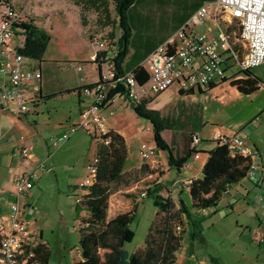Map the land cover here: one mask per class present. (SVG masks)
Segmentation results:
<instances>
[{"label":"crops","instance_id":"obj_1","mask_svg":"<svg viewBox=\"0 0 264 264\" xmlns=\"http://www.w3.org/2000/svg\"><path fill=\"white\" fill-rule=\"evenodd\" d=\"M214 1L216 0H136L128 12L132 35L128 55L123 65L125 73L134 72L136 68L142 67L147 57L158 46L169 40L199 8ZM75 8L77 22L83 32L86 26L82 24L80 9L76 6ZM135 9L139 10L134 12ZM65 11L68 13V10ZM58 15L61 17L59 18ZM58 15L52 16V27L50 30L47 29L48 31L45 30L50 36V42L44 58L42 61H38L43 74L40 100L19 122L15 121L11 110L0 112V216L6 215L10 204L17 201L22 208L23 219L33 236L32 242L47 245L50 244L45 235L47 230L54 234L53 229L56 228V225L66 224L68 223L66 221L74 217L73 222L78 223L75 200L86 192V189L80 187V183L86 176L83 178L77 173H71L67 177L68 188L64 193L54 194L52 192V187L55 185L58 186V190L60 188L58 179L60 175L57 172L62 171L63 164L57 159L59 152H56L61 146L56 149L51 148L48 138L60 135L67 129V125L61 120L63 117L58 118L57 121L49 117L47 123L39 122L45 113V107L55 105L54 103H59L63 109L69 106L63 112V115L68 114L66 117L69 119L73 116L72 109L80 119V111L84 107L85 97L81 94L77 82L79 75L73 68L65 69L61 66V61L53 60L52 62L55 63L58 70L69 71L71 76L66 79L62 74H59L56 78L51 79L49 74L44 73V65L47 64L46 56L50 51L53 53L51 45L54 46V23L57 20L61 21L59 24L61 23L60 27H62V23L65 22L63 16L65 13L61 12ZM167 19L174 21L170 32L156 41H151L147 31L148 27L145 25L164 23ZM206 24L209 27L210 21H207ZM202 29L204 28H200V30L197 28V31L207 32V29H204L205 31ZM138 31H140L139 41L135 43ZM84 43L90 49L89 58L75 59V61L85 63L84 72L87 77L85 83L93 84L98 80L99 69L97 64L90 60L96 54L97 49L91 39H86ZM117 52L118 46L115 45V50L104 53L113 56ZM52 58L56 59V57ZM260 68L264 69V66L244 73L238 67H233L228 80L222 84L191 92L180 91L177 87H173L144 102L147 109L160 115L164 126L162 136L169 145L173 157L178 160L190 155L187 163L180 168L169 165L166 151L157 149L154 158L149 160L140 158L137 144L142 138L138 133L129 135L126 125L128 117L137 124L140 123L139 119L142 118L138 117L133 110L136 105L126 107L115 104L113 106L115 115L107 119L109 129L124 137L127 144L128 160L133 159L125 172L139 171L143 165H146L149 171L142 181L148 183L150 179H156V182L143 187L147 191L155 186L160 187L159 194L162 197L172 199L177 204V208L181 204L185 205L193 215L191 220H186L183 227V242L177 252L175 264H264V240L260 241L255 236V230L258 228L264 236V120H261L264 119V116L255 120L258 117L257 113L252 118L251 115L246 117L249 119H243L245 107L235 106L230 109V120L226 121L224 125H219L213 119L214 112H221L222 102H227V109L232 106L231 99H229L231 96L239 100L242 95L249 97L258 95L255 100L257 102L264 99V81L262 77L253 72ZM139 78L144 80L142 75ZM239 86L250 88V93L241 92ZM53 95L55 97L47 98ZM210 109L211 114L208 115ZM55 112L56 115L60 113L57 109ZM261 112L263 113L264 109ZM245 116H248V113ZM145 128L152 131L151 123L148 122L146 127L141 125L139 130L144 129L145 131ZM195 134L200 137V141L197 143L192 142ZM217 134L239 135L245 146L254 151L253 160L259 167L253 177H246L239 183L230 186L215 208L199 212L191 209L192 203L187 183L189 180L202 178L203 167L208 160L209 152L216 147L213 138ZM22 135L26 136L25 141H21ZM69 141L70 139L67 142L69 143ZM23 144L29 147L33 162L44 163L46 171L40 174L35 186L27 195L17 198L12 179L29 170L28 166L20 163L15 152ZM151 144L156 146L154 140ZM67 149H71V146H68ZM137 185L135 187L131 185L129 190L136 191L139 188ZM46 189L50 192L48 193L50 196L42 201ZM120 192L121 190L115 194ZM133 197V202L141 201L140 198ZM124 202L119 200L117 208L112 214L111 207L109 208V219L123 213L120 210L122 205H124V209L129 207V204L125 205ZM81 216L85 217L87 213L82 212ZM207 219L209 222L205 227L204 222ZM207 230L210 232L209 234H207ZM62 244L65 247L64 243ZM79 258L81 257L79 256ZM74 262L72 261L71 264Z\"/></svg>","mask_w":264,"mask_h":264},{"label":"built area","instance_id":"obj_2","mask_svg":"<svg viewBox=\"0 0 264 264\" xmlns=\"http://www.w3.org/2000/svg\"><path fill=\"white\" fill-rule=\"evenodd\" d=\"M52 17H47L42 24H36L25 14V9H17L10 0H0V112L11 110L16 122L31 111L40 100L42 88V69L38 61L19 53L26 42L24 25L34 24L41 30L52 25ZM210 21V26L206 23ZM238 22L239 34L234 39L227 31V25ZM197 28L207 29L200 33ZM91 42L96 46V54L91 62L99 69L97 82L86 84L84 62L68 61L66 66L78 73L79 90L85 97L84 107L80 111V121L73 124L57 136H50L51 148H58L66 143L80 130L94 136L101 142L110 143L108 116L113 117L115 104L126 107L137 106L161 93L177 87L180 91L191 92L224 83L229 78L233 67L244 73L259 66H264V0H216L198 9L189 21L179 28L174 35L161 44L143 62L148 79L139 83L134 72L117 77L113 56L98 54L106 52V43L99 37L92 36ZM112 99L108 100L110 91L118 89ZM264 116L261 113L255 120ZM147 136L154 140L153 130H145ZM25 135L20 137L25 141ZM200 141L199 135H193L192 142ZM213 141L216 146L228 149L232 156H242L251 160L247 177H253L258 164L253 160L254 151L245 146L243 139L236 134H217ZM20 163L29 170L12 179L17 198L27 195L35 186L40 174L46 171L42 162H33L30 149L23 144L16 151ZM141 159L154 158L155 145L148 139H141L137 144ZM97 159L88 164V177L80 187L86 189L92 185L96 175ZM193 180H189L190 187ZM147 197V192L141 194ZM80 202V197L75 200ZM264 209V203H263ZM180 232L181 227L177 228ZM255 236L264 240L261 230H255ZM32 234L23 219L22 208L17 201L9 206L6 215L0 216V264H26L27 246L32 241Z\"/></svg>","mask_w":264,"mask_h":264},{"label":"trees","instance_id":"obj_3","mask_svg":"<svg viewBox=\"0 0 264 264\" xmlns=\"http://www.w3.org/2000/svg\"><path fill=\"white\" fill-rule=\"evenodd\" d=\"M110 1L114 3L118 24L123 30L118 39V52L113 58L117 77H121L126 74L123 65L128 55L132 35L128 12L136 0H76V4L81 6L83 13L95 10L99 14V23L106 26L116 24L109 10ZM81 21L83 26L87 25L83 14ZM24 29L26 42L19 53L32 60L42 61L50 36L33 23L24 25ZM227 31L234 41L239 34L238 22L227 25ZM104 55V52L98 54L99 57ZM134 73L139 83L147 81L148 76L143 67L136 68ZM138 75H142L144 80H141ZM118 90L123 92L124 87L119 84L118 89L110 91L108 100L112 99ZM239 90L244 93L251 91L245 86H239ZM53 97L55 96L47 98ZM144 102L135 106L133 110L138 117L151 123L156 148L168 153L169 165L182 167L187 163L190 155L178 160L173 157L169 145L162 136L164 126L160 115L147 109ZM109 136L111 138L109 144L101 141L97 143L94 182L86 188V192L76 205L81 258L73 264H175L177 252L183 242V227L186 220H191L193 215L185 205L181 204L177 208V204L172 199L162 197L159 194L161 188L157 186L147 191V197L155 195L154 206L157 211L144 246L134 254H128L123 249L124 243L130 242L133 238L129 225L133 220L135 209L109 219L110 198L121 186L138 184L149 170L146 165H143L139 171L125 172L128 158L126 141L122 135L112 130ZM250 164L249 158L232 156L226 147L216 146L209 152L208 160L203 167L202 178L193 180L189 187L191 209L201 212L215 208L230 186L247 177ZM126 175L130 176L129 179H126ZM132 176L138 177L132 179ZM82 212H86L87 216H81ZM178 227L182 228L180 232ZM26 257H28L26 264H49L51 251L47 244H35L31 241L27 246Z\"/></svg>","mask_w":264,"mask_h":264},{"label":"rangeland","instance_id":"obj_4","mask_svg":"<svg viewBox=\"0 0 264 264\" xmlns=\"http://www.w3.org/2000/svg\"><path fill=\"white\" fill-rule=\"evenodd\" d=\"M11 3L19 10L25 9V14L31 18L36 24H42L44 23L45 18L47 17H54L58 15V13L64 12L65 15V22L62 23V27H60L59 22L61 21H55L54 27L55 31L53 33V43L54 46L51 45L50 53L46 56V63L44 66V73L49 74L51 79L56 78L59 76V74H62L64 77L71 76V73L69 71L64 70L61 72L58 70V67H56L55 63L52 62L53 60L61 61V66L63 68L68 69V66H66V63L68 61H72L75 59H88L90 55V49H88L84 42H86V39H91L92 36L99 37L104 43H106V51L112 52L115 50V45L118 46V39L120 35L123 33L122 28L118 24V18L116 17V11L115 6L112 1L109 3V10L111 12V16L113 20H116V24H109L106 26H103L99 23V14L95 10H89L82 12L81 6L76 4V0H10ZM80 9V17L82 14L85 17V20L87 22L86 28L82 29L80 28L79 23L77 22V13L76 8ZM65 10H68V13H66ZM139 9H135L134 12L138 11ZM62 16V17H63ZM52 17V19H53ZM60 18L61 15H58ZM174 25V21L172 19L165 20L164 23H153V24H146L145 26L148 27V32L151 38V41H156L160 37L167 35L171 28ZM48 28V30H50ZM88 29V30H87ZM47 30V31H48ZM87 30V31H86ZM200 30V28H199ZM205 31L204 29H202ZM140 31H138L137 36L135 37V43L139 41ZM52 57H56V59H53ZM77 61V60H76ZM38 65L39 62H38ZM256 75L262 77L264 81V69H255L253 71ZM231 74V73H229ZM43 83V81H42ZM258 98V95H254L252 97L244 96L242 95V98L239 100L229 97L231 99V107H226L227 102H222V106H220L221 112L216 111L213 113V119L216 123L219 125H224L226 121L230 120L231 112L230 109L236 107H245V111L243 113V119L246 117L251 118L255 115L258 116L261 115L262 109H264V99L260 102L255 101ZM220 102V100H218ZM210 103V101H209ZM55 105H50L48 107H45V113L43 117L40 119V123L42 122H48L49 117L52 119H55V121L58 120V118H61L62 121H64V124L67 125V127L76 124L80 121V119L77 118V115L71 110L73 113V116L71 119L67 118V115H63V112L68 109L69 106H66V108H62V105L59 103H54ZM58 110L60 113L56 115L55 110ZM248 113V116H245ZM211 114V109L208 111V115ZM63 115V116H62ZM105 117L108 119L111 116H108L106 112H104ZM249 119V118H246ZM140 123L137 124L134 120H132L130 117L126 118V125H127V133L129 135H134L135 133L139 134V137L142 139H148L150 143L152 142V137L149 135L147 136L144 129L142 131L139 130V127L141 125L147 126V121L144 119H139ZM264 120V119H261ZM261 123V122H260ZM108 124V123H107ZM110 128V127H109ZM146 129V128H145ZM111 131V130H110ZM140 138V139H141ZM100 142L99 139H97L94 134L89 135L87 132L80 130L77 133H75L71 138L69 143L63 144L60 148L56 150L58 153L57 159L59 162L63 164V169L61 172H57L58 175H60L59 182H60V188L58 190V186L55 185V187H52V192L56 194L64 193V191L67 190V177L71 173H77V175H81L83 178L87 174V167L90 162L93 161L95 158V152L97 148V143ZM68 146H71V149H67ZM90 159V160H89ZM89 161V162H88ZM133 162V159L127 158L126 165H125V171L128 169V167ZM87 171L85 172V170ZM130 176L126 175V179H129ZM138 176H132V179H136ZM82 178V179H83ZM157 178V177H156ZM156 182V179H150L148 183L143 182L142 180L139 181L138 185L139 188L136 189V191L129 190L130 186L133 185L134 187L136 184H131L130 186H121L118 191L121 190L120 193L115 194L110 198V204L109 208L111 207V214L114 212V209L117 208V205L119 203V200L125 201L129 204V207L127 209H124V205L121 206L120 210L122 212L127 211H133L134 209V216L131 224L129 225L130 230L133 233V238L130 242L124 243L123 249L128 254H134L136 253L141 247L145 244V239L148 234L149 228L152 224V222L155 219L156 211L157 209L154 206V200L155 195H149L146 198H142L141 194L143 192H147V189L143 186H146L149 183ZM130 192V193H126ZM50 193L47 189L45 190V193L42 197V201L49 197L48 195ZM140 198L141 201L138 203L133 202L134 197ZM119 212V211H118ZM75 218V217H74ZM73 218V219H74ZM73 219L68 220L66 224L63 225H56V228L54 230V234L51 233L49 230L45 232L46 238L49 239L50 244L48 245L50 251H51V257L49 260V264H71L72 261H77V259H80V247H79V224L74 223ZM209 220H205L204 224L205 227L208 226ZM210 232L207 230V234ZM210 237V235H209ZM65 247H63V244Z\"/></svg>","mask_w":264,"mask_h":264}]
</instances>
